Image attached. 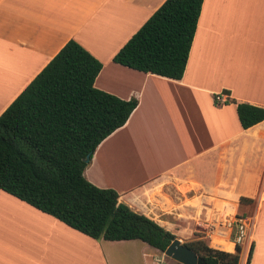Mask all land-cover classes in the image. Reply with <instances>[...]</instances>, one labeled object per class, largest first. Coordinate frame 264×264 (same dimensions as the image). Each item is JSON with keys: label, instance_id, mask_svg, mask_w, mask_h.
Instances as JSON below:
<instances>
[{"label": "crops", "instance_id": "1", "mask_svg": "<svg viewBox=\"0 0 264 264\" xmlns=\"http://www.w3.org/2000/svg\"><path fill=\"white\" fill-rule=\"evenodd\" d=\"M164 1L0 0V97L8 98L0 114L75 40L102 64L96 88L138 102L96 147L85 178L181 242L217 232L222 197L233 208L244 197L252 227L238 264L251 244L248 264H264V121L243 129L236 105L215 100L264 108V0H203L179 80L113 61ZM159 256L141 240L93 239L0 189V264H157Z\"/></svg>", "mask_w": 264, "mask_h": 264}, {"label": "trees", "instance_id": "2", "mask_svg": "<svg viewBox=\"0 0 264 264\" xmlns=\"http://www.w3.org/2000/svg\"><path fill=\"white\" fill-rule=\"evenodd\" d=\"M202 3L165 0L113 61L181 79ZM101 68L70 39L0 114V189L93 239L141 240L162 253L173 233L119 202L116 190L97 187L84 176L96 147L126 123L138 103L96 88ZM224 103L236 105L243 129L264 121L263 107L233 99ZM184 244L204 264L239 262L237 244L234 252L211 248L201 239ZM252 250L253 244L247 264Z\"/></svg>", "mask_w": 264, "mask_h": 264}, {"label": "rangeland", "instance_id": "3", "mask_svg": "<svg viewBox=\"0 0 264 264\" xmlns=\"http://www.w3.org/2000/svg\"><path fill=\"white\" fill-rule=\"evenodd\" d=\"M6 99L8 98H1L0 97V104L3 103V101H5ZM262 178L259 179V182H261ZM251 181H255L253 179V177L250 178V182ZM246 194V193H244ZM245 196V195H244ZM254 200V199H253ZM255 201V200H254ZM254 201H250V216H253L254 213H255V210H256V205L254 203ZM231 203V200L229 199V197H222V200L221 201H218L217 203H215V213L217 214V216L219 218L225 216V212L227 213H230V212H236L238 214H242L243 216L245 217H248L247 216V201L243 202V203H240L238 205V207H236V204H234V208L231 207L232 204ZM236 207V209H235ZM225 209V210H224ZM225 214V215H224ZM222 215V216H221ZM221 216V217H220ZM252 227V218L250 217V229ZM217 228V226H216ZM196 234H202L203 236H201L200 238H195L193 240H196V239H201L203 240L209 247L211 248H214V249H218V250H221V251H231L230 248H231V244H228L229 242L223 238H220L218 235H217V232H210L209 234H206V229L205 231H198L196 232ZM185 242H190L188 240H185L184 242L182 241V243H185ZM228 242V243H227ZM231 242L233 243L232 241V238H231ZM235 247V245H234ZM235 251V249H234ZM233 251V252H234ZM244 251L243 250L241 253H240V261L243 259L244 257ZM165 258L171 263V264H181L167 256H165ZM246 264H247V260H246Z\"/></svg>", "mask_w": 264, "mask_h": 264}, {"label": "built area", "instance_id": "4", "mask_svg": "<svg viewBox=\"0 0 264 264\" xmlns=\"http://www.w3.org/2000/svg\"><path fill=\"white\" fill-rule=\"evenodd\" d=\"M217 102H224L222 95L215 97ZM250 231V217H245L236 212L227 213L225 216L218 219L217 233L219 236H227L228 240L233 241L234 245H240L248 239ZM157 264H166L165 255L162 252L161 256L154 258ZM246 264V262L244 263Z\"/></svg>", "mask_w": 264, "mask_h": 264}, {"label": "water", "instance_id": "5", "mask_svg": "<svg viewBox=\"0 0 264 264\" xmlns=\"http://www.w3.org/2000/svg\"><path fill=\"white\" fill-rule=\"evenodd\" d=\"M89 160V155L85 161ZM164 255L181 263V264H204V261L188 246L175 238L164 250Z\"/></svg>", "mask_w": 264, "mask_h": 264}, {"label": "bare ground", "instance_id": "6", "mask_svg": "<svg viewBox=\"0 0 264 264\" xmlns=\"http://www.w3.org/2000/svg\"><path fill=\"white\" fill-rule=\"evenodd\" d=\"M225 240H227V239H225ZM227 241L229 242V243L227 242L228 244H231V248H233V243L230 240H227Z\"/></svg>", "mask_w": 264, "mask_h": 264}]
</instances>
